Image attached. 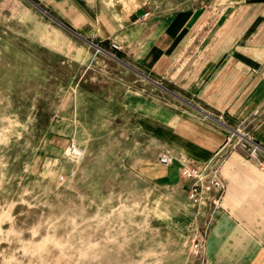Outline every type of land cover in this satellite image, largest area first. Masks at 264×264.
Returning a JSON list of instances; mask_svg holds the SVG:
<instances>
[{"label":"rangeland","instance_id":"rangeland-1","mask_svg":"<svg viewBox=\"0 0 264 264\" xmlns=\"http://www.w3.org/2000/svg\"><path fill=\"white\" fill-rule=\"evenodd\" d=\"M20 1L31 11L22 13L23 40L0 50V264H210L206 241L223 194L216 205L189 203L192 222L184 219L173 202H181L180 188L139 170L127 115L113 121L116 108L104 99L121 93L118 79L164 86L125 61L116 43L79 37ZM74 98L81 126L70 121ZM263 115L237 124L217 119L227 138L237 129L252 137ZM233 145L216 153L219 170L232 152L245 155ZM148 149L153 160L159 148ZM164 154L182 159L164 150L157 163Z\"/></svg>","mask_w":264,"mask_h":264},{"label":"crops","instance_id":"crops-1","mask_svg":"<svg viewBox=\"0 0 264 264\" xmlns=\"http://www.w3.org/2000/svg\"><path fill=\"white\" fill-rule=\"evenodd\" d=\"M31 1L79 37L116 43L125 61L164 86H132L136 80L118 79L121 93L104 99L116 108L110 111L113 121L127 115L139 170L156 173L153 180L166 187L180 188L183 204L182 199L173 202L192 222L179 162L165 167L157 156L169 150L176 158L205 163L227 138L219 118L237 124L264 111V0ZM20 2L0 0V50L5 41L23 40L22 13L31 11ZM77 78L74 96L80 95L81 75ZM76 101L70 121L81 126ZM250 133L264 148V115ZM151 142L159 148L153 160L147 152ZM220 177L224 192L207 236L209 263L264 264V152L255 159L232 152Z\"/></svg>","mask_w":264,"mask_h":264},{"label":"built area","instance_id":"built-area-1","mask_svg":"<svg viewBox=\"0 0 264 264\" xmlns=\"http://www.w3.org/2000/svg\"><path fill=\"white\" fill-rule=\"evenodd\" d=\"M117 49L116 45H112ZM225 126V125H224ZM226 127V126H225ZM234 137V139H233ZM240 149L247 158L255 159L264 148L260 146L247 132L239 129L236 134H232L225 141V146ZM215 155L203 164H193L187 160H178L180 166L178 170L179 178L187 182V198L192 206H199L204 203L216 205L224 192V184L220 177L219 158ZM176 159L172 155L164 154L159 157L158 163L161 165H171ZM194 253H198L200 244L195 242L191 246Z\"/></svg>","mask_w":264,"mask_h":264}]
</instances>
